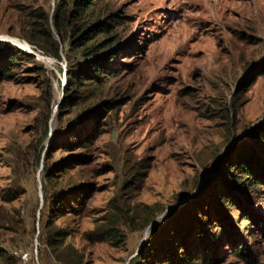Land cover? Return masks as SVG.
Returning <instances> with one entry per match:
<instances>
[{"label":"rangeland","instance_id":"1","mask_svg":"<svg viewBox=\"0 0 264 264\" xmlns=\"http://www.w3.org/2000/svg\"><path fill=\"white\" fill-rule=\"evenodd\" d=\"M92 2L0 0V264H134L177 228L193 264H264V178L233 166L264 161V0ZM114 34L92 77L88 46ZM17 44L32 53L5 65ZM67 59L87 75L63 93Z\"/></svg>","mask_w":264,"mask_h":264},{"label":"trees","instance_id":"2","mask_svg":"<svg viewBox=\"0 0 264 264\" xmlns=\"http://www.w3.org/2000/svg\"><path fill=\"white\" fill-rule=\"evenodd\" d=\"M73 5L76 10H80L81 12L85 11L92 5V0H72ZM60 6V5H59ZM65 7V5L63 6ZM108 20H112L110 17H105L102 20H97L94 24L82 30L83 33L79 36L78 39L87 38L92 39L99 33H112L113 30L109 31ZM54 26L58 28V16L55 15L53 18ZM111 27V24H110ZM108 28V29H107ZM0 45H7L6 43H1ZM116 45V34L111 35L110 37L104 38L100 42H94L90 44L87 48L86 54L91 57V62L95 63V69H90V74L92 77H99V74L104 72H111L110 68V58L115 56L117 53V45ZM31 47V46H30ZM14 50L11 53V56L8 60L5 61V65H14L15 60L18 57H29V54L23 52L18 48H12ZM60 48L55 45L53 56L60 59ZM31 57V56H30ZM90 61V60H89ZM72 63L67 59V68L64 69L63 73L65 76V82L62 85L63 93H68L69 89H72L73 85H80L82 80L87 75V72L82 71L80 65L75 69H72ZM5 67V66H4ZM5 70H9V67H5ZM104 107L105 109H103ZM118 107V104L115 100L104 101L94 112V121L98 123V118L101 112L113 110ZM236 169H239L240 172L248 178L253 179L255 185L262 183V178H264V161L259 156H256L254 153H246L243 156L239 155L238 159L235 161L233 165ZM48 170L43 172V178L46 179L48 177ZM6 195H1L3 200H7L5 198ZM226 201H232V195L228 194L226 196ZM72 196H63L62 193L55 195L54 198H51V206L49 207V217H58L61 216L66 210L65 207L68 206L71 209L70 204L72 203ZM246 209V208H245ZM242 219H249L248 216H244ZM175 229V228H173ZM178 232L176 233L174 230L172 232H168V234L163 235L160 232L159 238L150 239L145 243V247L136 255V259L133 262L134 264H193V259L195 257L192 246H190L189 239L185 238L183 235V231L180 228H177ZM204 230L197 231V242L201 241L202 235H204ZM66 238V235L63 237V240ZM102 239V238H98ZM170 242V250L167 249V244ZM167 243V244H166ZM164 244V245H163ZM240 246L236 247V253L240 252ZM172 254V255H171Z\"/></svg>","mask_w":264,"mask_h":264},{"label":"bare ground","instance_id":"3","mask_svg":"<svg viewBox=\"0 0 264 264\" xmlns=\"http://www.w3.org/2000/svg\"><path fill=\"white\" fill-rule=\"evenodd\" d=\"M17 45H18L20 48H23V47H24L23 50L26 49L24 45H20V44H17ZM26 51H28V50H26ZM29 52H31V51H29ZM38 178H39V183H40V176H39ZM39 183H38V184H39Z\"/></svg>","mask_w":264,"mask_h":264},{"label":"water","instance_id":"4","mask_svg":"<svg viewBox=\"0 0 264 264\" xmlns=\"http://www.w3.org/2000/svg\"><path fill=\"white\" fill-rule=\"evenodd\" d=\"M18 49L22 50V51H25L27 53H32V52H29V51H26V50H23V48H20L19 46H16Z\"/></svg>","mask_w":264,"mask_h":264}]
</instances>
